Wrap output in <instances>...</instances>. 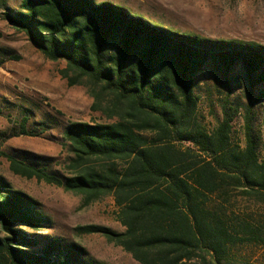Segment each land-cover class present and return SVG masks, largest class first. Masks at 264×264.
Instances as JSON below:
<instances>
[{"label":"trees","instance_id":"16d2710c","mask_svg":"<svg viewBox=\"0 0 264 264\" xmlns=\"http://www.w3.org/2000/svg\"><path fill=\"white\" fill-rule=\"evenodd\" d=\"M0 8L46 60L64 62L61 77L84 87L104 119L63 129L67 175L41 158L0 151L14 175L85 206L111 198L122 232L76 230L102 236L138 264H260L247 250L264 248V157L248 116L264 99L263 46L179 33L95 0H0ZM205 74L219 79L224 102L211 132L195 94ZM244 90L239 148L225 104ZM26 121L19 134H28ZM242 201L253 209L241 210ZM47 223L31 198L0 179V264H100L81 246L44 235Z\"/></svg>","mask_w":264,"mask_h":264},{"label":"rangeland","instance_id":"374dc122","mask_svg":"<svg viewBox=\"0 0 264 264\" xmlns=\"http://www.w3.org/2000/svg\"><path fill=\"white\" fill-rule=\"evenodd\" d=\"M95 1L123 7L135 16L179 33L264 47V0ZM3 14L4 10L0 8V151L41 158L51 165L52 173L67 175L68 152L62 140L63 129L78 122L104 123V119L91 111L92 99L84 87H69L61 77L64 62L46 60L23 33L6 23ZM219 85V79L206 74L199 76L195 83L198 116L208 132L223 119L221 107L224 102L217 92ZM246 95L245 90L240 91L225 104V113L231 119V143L239 148H243L246 128ZM263 113L264 99L253 106L248 116L260 158L264 157ZM23 118L27 119L26 135L19 134L22 133ZM0 179L12 191L25 194L37 204L38 210L48 219V228L42 231L44 235L81 246L90 259L100 264H138L102 236L81 235L76 230L96 225L122 232L111 198L105 197L85 206L81 197L61 188L14 175L3 158H0ZM239 207L241 210L253 209L251 202L242 201ZM247 254L264 264V248L248 249Z\"/></svg>","mask_w":264,"mask_h":264}]
</instances>
